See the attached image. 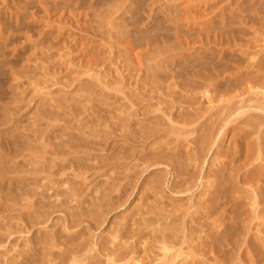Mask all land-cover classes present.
Wrapping results in <instances>:
<instances>
[{
    "label": "rangeland",
    "instance_id": "1",
    "mask_svg": "<svg viewBox=\"0 0 264 264\" xmlns=\"http://www.w3.org/2000/svg\"><path fill=\"white\" fill-rule=\"evenodd\" d=\"M172 5H177V8L170 9ZM50 8L51 12L49 11ZM44 10H46V13H44ZM32 15L35 18L32 17ZM178 16L181 17L179 18ZM0 22V32L2 31V33H0V48L2 49L0 51V74L4 73L3 76H0V78H4V80L0 79V103L8 101V97L12 93V90L13 93L16 91H25L22 92L24 95H21L25 99L24 102H28L27 110L29 113L27 117L36 118L41 111L39 107H41L40 104L42 102V104H46V107L54 108L59 114L62 109L60 118L55 117L51 121L49 120L54 125L56 124L55 129L59 128L60 130V127L61 129L66 127L70 132L77 134L86 131L91 133L95 132L97 134H102V132H104V134H106L112 131V137L110 136L109 139L110 144H107L106 147H104L105 149H110V146L113 144L118 143L119 145V143H121L120 137L117 136L119 132H116L114 129L117 127L116 122L118 116L125 114L123 118L128 117L126 119H130V122H133L134 126L137 128L140 125L148 124L154 128L162 122L165 126L161 125L160 131L162 132L159 136H154V138L156 137L155 141H157V143L171 141L166 143L168 144L166 147H169V145L173 146L176 143L175 145L183 150H188L187 147H184L196 136L199 125H197L198 123L190 125L184 124V122H186V117L180 118L179 115L183 107L188 106V104L183 101L188 98L189 94L181 90L179 86L176 88L171 86L170 88L171 84H169V81H173L177 77L173 78L172 72H179L182 76L188 62L192 64L200 61L202 64H210L209 70L214 66L215 71H217L216 73H213L214 71L211 72L213 78H216L217 74H219V78H226L224 87H228L227 90H211L209 95L206 92L209 87L205 85H198L195 90H191V98H196L195 100L191 99L193 107L196 106L194 108L198 110L196 115L202 114L200 112L201 109L206 113V116L208 115L207 109L213 108L209 113L216 110L220 98H228L237 95H240V97L238 99L234 98L235 101L240 100V98H249V92H243L242 87H246L253 82L251 79L253 75L255 77L258 72V63H261L264 69V0H87L84 2H80V0H0ZM190 24L191 27H194L188 29L190 28L188 27ZM207 24H209V26H207ZM4 27L6 29L3 30ZM202 28L204 29L202 30ZM146 33H150L149 36ZM130 37L133 39L131 38L130 40ZM187 37L190 40H186ZM146 40L149 41L148 44L145 43ZM128 42L131 43L133 47L130 48ZM148 45L149 47H145ZM39 46H41V49H39ZM44 46H46L45 49ZM191 46H194L193 49H195L196 53L192 54L190 57H185L186 59L183 56L182 58L180 55L183 54V51L186 53L192 52L193 49L186 50ZM127 47H129V49ZM160 48L162 50L164 49L165 53L160 51ZM131 50H133V52ZM137 53L142 62L141 67L134 60V56ZM175 53H178V56L175 57L176 59H174ZM150 56H152V58ZM154 60H156V63ZM158 60L165 61L163 67L157 65L159 62ZM174 62L175 65L173 64ZM150 64L154 66L151 65L150 68ZM165 65H167L166 68ZM146 67L151 69V72L159 70L158 79L160 83L155 84V86L151 88L150 85L145 86L144 83L147 81V73L145 72ZM23 68H25V70ZM195 70L197 69L195 68ZM136 71H138L139 74ZM181 78H184V80H182L184 83H188L185 77L177 78V81L181 80ZM227 80H230V82ZM19 81L21 83L20 87L18 86V88H16L14 85H11V83L16 84V82ZM248 81H251V83L246 84ZM192 83L196 85L195 82ZM232 83L235 84L236 88L230 87ZM144 87H146L147 90L143 89ZM247 90L250 89L248 88ZM150 91L152 92L150 93ZM82 92H84V94ZM169 92L172 94L168 95ZM211 93L214 94L215 98L212 101L209 100ZM57 98L59 99L57 100ZM154 98L156 99L154 100ZM101 100L106 103H100ZM38 101L40 103H38ZM51 104L57 106L53 107ZM59 104L60 106H58ZM163 104L167 105L164 106ZM179 107L182 110L179 109ZM188 109L193 110L192 107ZM143 110H145V112L147 110L146 115L142 114L144 113ZM97 114H99V116ZM129 114H131L133 118H131ZM170 118L172 120H170ZM92 119L97 121H93ZM203 119L204 118H201V120ZM30 121H32V119H30ZM19 123L23 125L27 122ZM239 126L243 127L244 125L239 123ZM4 127L7 126H0V128ZM42 127H44V125ZM13 130H15L14 126L3 129L0 131V135L1 133L12 132ZM202 130L203 129H199L198 131L200 132ZM261 131H264V123L261 126ZM222 132L223 129L219 138L222 136ZM129 133L132 134V132ZM234 134V132H230L221 137L223 142L220 144V149L223 152L233 148L234 142H231V138ZM257 135L258 133L245 140L246 143L254 142L248 151L244 147V153L246 152V154H249V157L252 159L246 162V175L239 184L243 187V191L235 194L239 195L241 193V199H244L246 203L243 207V222H239V224L243 225L245 230L246 226L248 229L247 234L240 235L238 238L242 246L237 253L241 254L242 251H247L250 247L248 245L249 242L258 241L263 254L258 264H264V188H262V193L258 192L259 190L261 191V187L264 186V140L262 143H258L257 141L259 138ZM261 136L264 137V132L261 133ZM63 137L67 138L65 135ZM98 139H101V137H98L97 140ZM56 140L59 141V138ZM151 144L152 143H150V145ZM217 145L218 142L214 144L205 158L204 172H209L211 165L217 161ZM177 146H175V148H177ZM192 146L193 144H190V147ZM149 147L150 146L147 148ZM136 150L137 152L144 151V145L136 144ZM95 153L97 157H101L107 152L106 150H101ZM244 161L245 156L237 163H244ZM92 162L89 161V163ZM135 162L137 161H133L130 166L135 164ZM133 167L134 166H132V168ZM212 167L215 166L212 165ZM141 168V165L136 168L137 172L140 174ZM253 168L254 170L259 168V171L253 174L252 177L250 173L248 174V170H252ZM113 169L115 168H110L108 173H111ZM78 170V168L72 167L67 168L66 172L69 171L70 176L73 178L71 172L78 173ZM151 170L152 169H150V171ZM157 171H159V174L160 172L164 174V172H162L164 171V167H160ZM20 174L21 172L18 173L16 171L10 173L11 176L16 177H19ZM81 174H78L79 176L81 175L80 178L74 176L79 182L82 180L84 174L88 181L92 179L88 173ZM148 174V171L142 173L135 193L130 200L117 210L110 211L106 219H104L105 224L103 223L101 226L92 228L87 227V222H97L87 216L80 218V222H82L80 226H70L68 223L69 214L74 211L84 212L91 203L94 204V198H98L103 189L99 186H97L98 188H96L91 195L87 192L80 198L75 196L66 199L61 192L58 199H65L66 205L60 210L53 211L42 222H29L31 223L29 224L14 219L9 220L7 215L4 217V215L1 214L0 220L3 219V222H0V237L2 236L5 238L10 231L12 234H10L7 240L0 243V261H2L0 264H5V260L7 263L8 259L14 257L17 254L15 249L26 251L32 245V241H37L41 237L43 238L52 232L58 234L62 233L61 241L76 237L79 241L87 242V246L89 247L91 241L93 244L96 243V241L102 240L105 242L108 239H112L110 232L113 226L115 224L123 225L125 222H129L128 230H131L130 232L134 235L126 236L127 234L125 233L118 244L121 248H119V252H122L121 255L124 254L123 257L119 255V258L113 263L105 254H101V264L139 263L132 261V258H137L138 260L140 258L143 264H162L165 261L167 264H183L186 258L185 254L181 253L187 252L189 249L188 243H185L183 247L180 246L181 250L179 246H176L171 251L165 252L162 250L161 244L149 238L146 232L139 233L143 225L140 226L136 222H145L144 217L148 215L138 213L142 208L140 198L142 187L146 185L144 179L150 181L156 177L155 174ZM107 178L108 175L106 174L97 177V180L99 179L100 182H106ZM169 178L170 174L168 175V179ZM210 179L212 180L213 178ZM210 179L207 177L204 179L200 178L197 187L193 191H189V193L173 194L169 188L165 187L164 190L162 189L159 196L166 201H169L168 198L178 200L179 203L184 204V207H187L191 202L195 203L193 209H197L198 211L195 216L199 217V221L201 222H197L196 224L192 223L195 225V230L192 234L194 240L189 243L198 244L199 247H201L202 240H208L206 235L210 227H220L219 230H221L222 226L219 225L227 223L232 231L236 229V227H238L239 230L242 228L238 226L239 224L237 222H222V219L223 221H231L232 219L234 206H232L231 203L226 205L222 204L218 207L205 203L204 206H209L215 210V212L212 210L208 215L203 212L204 208L196 207V202L206 198V195L209 194L207 181ZM95 182L96 181L93 179L92 184H95ZM202 182L204 183L203 185ZM66 184L65 182H60L59 188L65 189L67 186ZM36 189L39 193L42 192V188ZM43 189H45V191L47 190V188ZM180 197H183V199ZM29 199H31V197ZM53 199H55V197H53L52 200ZM152 201L153 200H149V202ZM254 201H256L255 211H253L251 206ZM26 209L28 210V208H24V211H27ZM136 209L138 210L137 214L135 213L134 217H131V214H133ZM258 215H260V217ZM100 220L102 221V217H100ZM204 220L209 221L204 222L202 226L201 223H203L202 221ZM155 224V226H159V222ZM189 224H191V222H189ZM137 233L139 234L136 235ZM11 239L14 240L12 241ZM39 245L38 247L41 251L42 249ZM51 245L52 244L49 245V248L53 251H62L59 249V246ZM111 246L112 245H110V247ZM225 248L227 249L226 256L223 255V257L220 258L212 257L211 263L244 264L240 262L241 259L233 258L235 252L231 250L230 246ZM12 254L13 256L9 257ZM94 254L95 250L88 254V256L80 257L76 263L70 264L87 262L91 255ZM164 255H167L166 259L162 260ZM210 255L213 256L212 253H208L206 256ZM33 256L34 257L30 258L31 261L27 264L37 263L39 259L38 255ZM247 256L248 261H246L245 264H250L249 260L251 261V258L253 259L255 257L252 252H249ZM196 258L202 259L201 256H196ZM224 258L226 260H224ZM42 264L51 263H48V260H46V262Z\"/></svg>",
    "mask_w": 264,
    "mask_h": 264
},
{
    "label": "bare ground",
    "instance_id": "2",
    "mask_svg": "<svg viewBox=\"0 0 264 264\" xmlns=\"http://www.w3.org/2000/svg\"><path fill=\"white\" fill-rule=\"evenodd\" d=\"M81 1L84 2L87 0H80V2ZM80 8H81V5H80ZM171 8L175 9L177 8V5H172L170 6V9ZM44 11H45L44 13H46V10ZM49 11L51 12V8L49 9ZM32 17L34 16L32 15ZM207 26H209V24H207ZM188 27H190L188 29H191L194 26L191 27V24H190ZM4 29L6 28L4 27L3 30ZM203 29L204 28H202V30ZM0 33H2V31ZM146 34L149 36L148 33ZM45 38H46V35H45ZM131 38L132 37H130V40ZM187 39L188 37L186 38V40ZM145 43L148 44L149 41L146 40ZM45 47L46 46H44V49ZM129 47L131 48L133 47V45L129 43ZM129 47L127 48L129 49ZM145 47H149V45ZM193 48L194 46H191L187 48L186 50H190ZM39 49H41V46H39ZM1 50L2 49L0 48V51ZM159 50L165 53L164 49L162 50L160 48ZM131 51L133 52V50ZM182 53L183 54L180 56L187 58V57H190L192 54L196 53V51L195 49H193L192 52L186 53L183 51ZM152 56L150 57L152 58ZM176 56H178V53L174 54V59H176L175 58ZM134 57H135L134 60L136 61V63L141 67L142 62L139 58V54L138 53L135 54ZM154 61L156 63V60ZM153 64H150V68H151V65ZM164 64H165V61H159L157 65L160 67H163ZM173 64L175 65V62ZM257 65H258L257 66L258 72L255 75V77L253 75V78L251 79V81L253 82L251 83V81H248L246 84H250V83L251 84L246 87H242L243 92H249L250 97L247 99L240 98V100H236V101L234 100V98L238 99L240 95L228 97V98H220L218 100V107L216 108L215 111L209 113L210 111H212L213 108L207 109V112H208L207 116H206V113L203 112L201 109H200V112L202 114L196 115L198 113L197 112L198 110H196L194 108L196 106L193 107L191 103V99L193 97L191 98L190 92L195 90L198 87V85H205L209 87V89L206 91L208 95L211 92V90L212 91L213 90L219 91L221 89L227 90L228 87H224L225 85L224 82L226 78H219V74H217L216 78H213L212 77L213 74H211V72L213 71H214L213 73L217 72L215 71V67L213 66L211 70H209L210 64L209 65L204 64V63L202 64L200 63V61H197L196 63H192V64L188 62L187 65L185 66L186 68L184 67L185 71H184V74H182V76L179 74V72L173 73L171 71L172 77L173 78L176 76L177 77L175 80L172 79L173 81H169L170 83L168 82L169 84H171L170 88L171 86H173L174 88L179 86L181 90L188 92L187 94H189L188 98H186V100L183 101L184 103H187L188 106L183 107V110L179 107V109L182 110L179 117L180 118L186 117L185 118L186 122H184L185 125L197 124V123H198L197 125H199L196 131V136L193 138L192 141H190L184 147V148L186 147L188 148L187 151L185 149L184 151L182 148L175 145L176 143L173 146L169 145V147H166L168 145L166 143L171 142V141H168L166 143L165 142L157 143V141H155V138L159 136L160 133L162 132L160 131L161 125L165 126L162 122L158 124L157 127H154V128H152L149 124L142 125V126L139 124L140 126L137 128L134 126L133 122H130V119L128 120L126 119L128 117L123 118L124 117L123 115L125 114H123L122 116H118L117 122H116L117 127L114 129L116 132H119L117 133V136L120 137L121 143H119V145L118 143L113 144L110 146V149L109 148L105 149L104 147H106L107 144H110L109 139H110L111 134H113L112 131L106 134H104V132H102V134H97L95 132L91 133L89 131H86L81 134H77V133L70 132V130H68L66 127L62 129L60 127V130L59 128L55 129L56 124L54 125L50 121L55 117L60 118L62 109L59 114L57 111H55L54 108L46 107V104H42L43 103L42 102L40 104L41 107H39L41 108V111L38 113L37 117L36 118H32L29 116L27 117L29 113V111L27 110L28 102L27 103L26 101L24 102L25 99L22 96L24 95L22 94V92H25V91H22V92L14 91L15 93H13V90H12V93L8 97V101H5V103H0V126H7L4 128H0V131L6 128H11L13 126L15 127V130H13L12 132L4 131L5 133H1L0 135V215L3 214L4 217L7 215V218H9V220L14 219L17 221L27 222V223L42 222L53 211L60 210L66 205L65 199L63 200L58 199V196L61 192H62L61 194H63L64 197H66V199L69 197H75V196L77 198L78 197L80 198L84 195V193L86 194L87 192L91 195L93 191L96 188H98L97 186H99L100 188H103V189L101 191V195L96 199L94 198V204L91 203L90 206L87 208V210L84 212L82 211L73 212L72 211L73 213L69 214L70 216H68V223L70 224V226H80L82 224V222H80V218H82L83 216H87L97 221V222H87V227L92 228V227L101 226L104 223V219H106V216L110 213V211L117 210L118 208L124 206L130 200L132 195L135 193V189L138 185L140 178L142 177V173L148 171L149 174H155L156 177L150 181H146V179H144V182L146 183V185L142 187L141 198H140V204L142 208L141 210H139L140 212L138 213L148 214V215L144 217L145 222H136L140 226L143 225L141 227V232L139 233L146 232L147 233L146 235H148L149 238H152L154 241L161 244L162 250H164L165 252L171 251L176 246H179V249H180V246L183 247L185 243L186 244L188 243L189 249L187 250V252L181 253V254H185V258H186L183 264H186V263L187 264H213L211 263V260L213 259L212 257L220 258V257H223V255L226 256L227 249L225 247L227 246H230L231 250L235 252V254L233 252L234 259H241L240 262L245 264V262L248 261L247 259L248 253L252 252L255 258L252 259L250 257L251 261L249 260V262L250 264H258L259 260L262 259L261 257H263V254L260 249L261 246L258 241L249 242L248 245L250 247L248 246L249 248L247 249V251L244 250L241 252V254L237 253V251L239 252L240 247L242 246L238 238L240 235L247 234L248 229L246 226V230H245L244 229L245 227L239 224V222H243V216H244L243 207L246 205V203L244 199H241V195H240L241 193L239 195H235L238 192L243 191L242 190L243 187H241L239 184L240 182H242L241 180L244 179L243 177L246 175V171H245V167H247L246 162L252 159L251 157H249V154H246V152L244 153L245 151L244 147L248 151L251 145L254 144V142L248 141L250 143H246L245 140L257 133H258L257 137L259 138L257 142L262 143V141L264 140V137L261 136V133L264 132V131H261V126L264 123V69L261 63H258ZM166 66L167 65H165V68ZM195 68L197 70H195ZM23 69L25 70V68ZM145 70H146L145 72L147 73V77H146L147 81L144 82L145 86L150 85V88H151L152 86H155V84L160 83V80L158 79L159 70L151 72L150 71L151 69L147 67ZM3 74L4 73H1L0 76L1 75L3 76ZM180 77L187 78L185 80H188V83L187 82L184 83L182 81L184 80V78L183 79L181 78V80L177 81V78H180ZM0 79L4 80L3 77ZM191 81L195 82L196 85H194V83H192ZM227 81L230 82V80H227ZM11 85H14V87L18 88V86L19 87L21 86V83L19 81V82H16V84L11 83ZM230 87L236 88L235 84L233 83L231 84ZM248 88L250 90H247ZM143 89H146V87H144ZM151 92L152 91H150V93ZM170 92L168 95L172 94ZM82 93L84 94V92ZM85 95H84V98H85ZM147 95H146V98H147ZM58 99L59 98H57V100ZM155 99L156 98H154V100ZM195 99H192V100H195ZM214 99H215L214 94L211 93L209 96V100L212 101ZM174 101L176 102L175 99ZM54 102H57V101H54ZM38 103L40 102L38 101ZM44 103L46 102L44 101ZM100 103H106V102H103L101 100ZM193 103H196V102H193ZM55 106L57 105H53V107ZM58 106H60V104ZM189 107H192L193 110L188 109ZM143 112L144 113L142 114L146 115L147 110L146 112L145 110H143ZM97 115L99 116V114ZM129 115L131 117V114ZM201 118H204V119L201 120ZM30 119H32V121H30ZM170 120L172 119L170 118ZM93 121H97V120H93ZM19 122H22V123L27 122V123L20 125ZM239 123L243 124L244 126L243 127L239 126ZM43 125L44 127H42ZM199 129H203V130L199 132L198 131ZM222 129H223L222 136L230 132L235 133L231 138V142H234L233 148L227 151H224V152L220 149V144L223 142V140L221 139L222 136L219 138V135ZM129 132H132V134ZM64 135L65 137L67 136V138H64L63 137ZM154 136L156 137L154 138ZM98 137H101V139L97 140ZM57 138H59V141L56 140ZM217 142H218V145L216 147L218 149L216 152L217 161L212 164L215 167H212L211 165V167L209 168V172L208 171L204 172L205 158L209 154L214 144ZM150 143L152 144L150 145ZM136 144L144 145V151L137 152ZM190 144H193V146L190 147ZM148 146L150 147L147 148ZM175 146H177V148H175ZM101 150L103 151L106 150L107 153L105 155H102L101 157H97L95 152L101 151ZM243 156H245L244 163H240V164L237 163L239 160L242 159ZM89 161L91 162L93 161V162L89 163ZM133 161H137V162H135V164L132 165L134 166L132 168V166L130 165L133 163ZM140 165L142 166L141 171H140L141 174L138 173L136 169ZM162 166L164 167V171H162L164 172V174H162L161 172L159 174V171L157 170L160 169V167ZM72 167H76L79 169L78 173L71 172L73 178L69 174L70 170L66 172L67 168H72ZM110 168L111 169L115 168V169H113L111 173H108V170ZM150 169L152 170L150 171ZM15 171L18 173L21 172L19 177L10 175V173H14ZM258 171H259V168H256L255 170L254 168L252 170L249 169L248 174L250 173V176L253 177V174H256ZM81 173L90 174L89 176L92 179L88 181L86 179V175L84 174L85 178L83 175L82 180H80V182L77 181L76 180L77 178L75 177L78 176V178H80V176L82 175ZM78 174H81V175L79 176ZM106 174L108 175L106 182H100L99 179L97 180V177H100ZM169 174H170V178H169L170 180L168 179ZM206 177L208 179L213 178L212 180L210 179L207 181L209 194L206 195V198L201 199V201H197L196 207L204 208L203 212L208 215L212 212V210H214V208H211L209 206H204L205 203L212 204L214 207L221 206L222 204L226 205V204L231 203V205L234 206V210H235V211L233 210V215L231 217L232 219L231 221H223L222 219V222H237L239 224L238 226L242 228L241 230H239V228L236 227V229H233L232 231L230 230L229 225L227 223H224V224L219 225V226H222L221 230H219L220 227L211 228L210 225L208 224L210 227L206 235L208 240H205V241L202 240L201 247H199L198 244L189 243L194 240L192 237V234L195 230L194 224H196L197 222H201L199 221L200 220L199 217L195 216L198 213L197 209L195 210L193 209L195 206V203L191 202L187 207H184V204L179 203L178 200H174L173 198H168L169 201H166L160 198L159 196H160V192H162V189L164 190L165 187L169 188L171 193L173 194H185L187 192L189 193V191H193L197 187L200 178L204 179ZM93 179L96 181L95 184H92ZM60 182L67 183L66 184L67 186L65 189L59 188ZM203 184L204 183L202 182V185ZM36 188H42V192L39 193ZM43 188H47L46 191L48 192H46L45 189ZM262 188H264V186H262L261 191L259 190L258 192L262 193ZM28 197L29 198L31 197V199H29ZM53 197H55V199L52 200ZM183 197H180V198L183 199ZM149 200H153V201L149 202ZM255 203L256 201H254L251 205L253 211H255V207H256ZM24 208H28V210L26 209L27 211H24ZM137 211L138 210L136 209V211L133 214H131V217H134L135 213L137 214ZM258 216L260 217V215ZM100 217H102V221L100 220ZM208 221L206 220L202 221L203 223H201V225L203 226L204 222H208ZM0 222H3V219L0 220ZM157 222H159V226H155L156 225L155 223ZM189 222H191V224H189ZM128 228H129V222H125L123 225L115 224L113 226V229L110 232L112 239H108L105 242L102 240L96 241V243H93V244L91 241V244L89 247L87 246V242H84L81 240L79 241V239H77L76 237L68 238V239L61 241L62 233L58 234L56 232H52L51 234H48L44 236L43 238L41 237L42 239L40 238L37 241H32L31 242L32 245L30 244L31 245L30 248L27 249L26 251L15 249L17 254L14 257L8 259L7 263L5 260L4 263L5 264H27L28 262L31 261L30 258L34 257L33 255H38L39 259L36 264H42L46 262V260H48V263L50 262L51 264H70V263H76V261L82 256H88V254H90L94 250H95V254L91 255V257L88 259L87 262H84L81 264H101L102 262L101 257H100L101 254L102 255L105 254V256L110 258V260L114 263V261L117 260V258H119L118 256L122 254V252H119L120 247L118 246L119 242L121 241V238L125 235V233L127 234L126 236L134 235L132 234V232H130L131 230H128ZM139 233H137L136 235H138ZM10 234H12L11 231L5 238L1 236L0 243L4 240H7ZM11 240L13 241L14 239H11ZM50 244L59 246V249L62 251H53L52 249L49 248ZM38 245L42 249L41 251ZM110 245L112 246L110 247ZM60 246L63 248H61ZM208 253H212L213 256L211 255L206 256ZM123 255L121 256L123 257ZM11 256H13V254L10 255L9 257ZM166 256L167 255H164L162 260L163 259L165 260ZM196 256H201L202 259L200 260L196 258ZM224 260L226 259L224 258ZM132 261H136V262L143 264L140 258L139 260L137 258H132ZM128 264H130V262H128ZM162 264H167V262L165 261Z\"/></svg>",
    "mask_w": 264,
    "mask_h": 264
}]
</instances>
